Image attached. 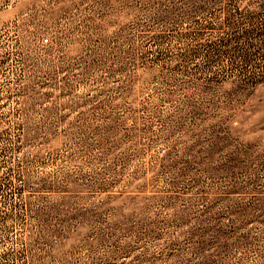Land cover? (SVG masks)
<instances>
[{
	"label": "rangeland",
	"instance_id": "obj_1",
	"mask_svg": "<svg viewBox=\"0 0 264 264\" xmlns=\"http://www.w3.org/2000/svg\"><path fill=\"white\" fill-rule=\"evenodd\" d=\"M0 264H264V0H0Z\"/></svg>",
	"mask_w": 264,
	"mask_h": 264
}]
</instances>
